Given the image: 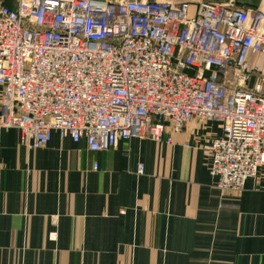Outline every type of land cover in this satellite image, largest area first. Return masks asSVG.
Instances as JSON below:
<instances>
[{
	"label": "built area",
	"instance_id": "built-area-1",
	"mask_svg": "<svg viewBox=\"0 0 264 264\" xmlns=\"http://www.w3.org/2000/svg\"><path fill=\"white\" fill-rule=\"evenodd\" d=\"M259 56L264 12L235 0H19L0 6V129L32 149L58 132L103 152L215 121L210 174L242 195L264 166Z\"/></svg>",
	"mask_w": 264,
	"mask_h": 264
},
{
	"label": "crops",
	"instance_id": "crops-1",
	"mask_svg": "<svg viewBox=\"0 0 264 264\" xmlns=\"http://www.w3.org/2000/svg\"><path fill=\"white\" fill-rule=\"evenodd\" d=\"M236 1L264 12V0ZM170 135L92 152L58 132L32 149L0 129V264H264V166L242 195L221 191V125L194 117Z\"/></svg>",
	"mask_w": 264,
	"mask_h": 264
},
{
	"label": "rangeland",
	"instance_id": "rangeland-1",
	"mask_svg": "<svg viewBox=\"0 0 264 264\" xmlns=\"http://www.w3.org/2000/svg\"><path fill=\"white\" fill-rule=\"evenodd\" d=\"M220 3H227L229 0H216ZM236 1V0H235ZM236 3H238L236 1ZM239 4V3H238ZM259 58V57H258ZM257 63L258 65L261 67V69H264V57H260L258 60H257Z\"/></svg>",
	"mask_w": 264,
	"mask_h": 264
}]
</instances>
